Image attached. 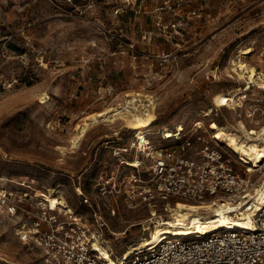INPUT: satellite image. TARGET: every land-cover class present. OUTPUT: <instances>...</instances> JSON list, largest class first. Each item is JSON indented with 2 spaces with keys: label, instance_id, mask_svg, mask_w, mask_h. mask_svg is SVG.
Wrapping results in <instances>:
<instances>
[{
  "label": "rangeland",
  "instance_id": "obj_1",
  "mask_svg": "<svg viewBox=\"0 0 264 264\" xmlns=\"http://www.w3.org/2000/svg\"><path fill=\"white\" fill-rule=\"evenodd\" d=\"M93 1L91 17L84 18L69 15L61 0H0V176L30 182L37 192L54 187L51 195L59 191L82 212L88 209L77 185L86 181L89 186V175L103 168L96 161L115 160L111 149L104 148L106 141L119 137V143L127 146L135 131L138 137V131L122 119L102 121L88 131L75 152L62 154L57 145L69 143L83 114L118 105L126 99L125 90L152 93L157 120L144 129L154 142L179 144L174 137L163 138L165 128L171 132L179 123L186 130L194 125L206 128L211 120L222 124L226 118L235 122V111L229 107L214 108L209 116L204 111L215 105L213 94L237 85L240 78L232 70L231 58L242 47L251 48L243 59L264 70V0ZM193 10L191 25L180 36L158 37L156 49L137 44L147 53L173 51L179 56L177 67H170V62L158 65L162 75L150 87L127 88L124 70L109 75L94 60L95 43H105L103 26L143 20L147 30L158 20L192 16ZM147 64L148 59L142 60L143 67ZM113 77L122 82L124 91L100 99ZM43 92L51 99L41 101ZM115 209L105 212L112 232L105 229L104 237L120 255L143 235L148 237L150 230L144 229L146 209L130 210L121 200ZM14 226V218L0 209V264H54L39 247L22 243Z\"/></svg>",
  "mask_w": 264,
  "mask_h": 264
},
{
  "label": "built area",
  "instance_id": "obj_2",
  "mask_svg": "<svg viewBox=\"0 0 264 264\" xmlns=\"http://www.w3.org/2000/svg\"><path fill=\"white\" fill-rule=\"evenodd\" d=\"M61 1L69 15L90 18L94 11L93 0ZM191 12L192 16L166 23L158 20L153 28L139 30L141 38L151 41L161 36H180L183 28L191 25L196 11ZM132 31L138 33L132 24L103 26L101 34L105 43H95L94 60L100 61L110 55L112 63L124 70L125 58L129 57V63L135 66L130 73L133 80L129 82L132 87L140 85L143 90L160 79L158 65L167 62L169 66L170 62V67H177L179 56L173 51L147 53L129 35ZM142 58L148 59V67H137ZM260 70L263 69L258 68ZM131 90H121V82L113 77L100 99L118 96L123 91L127 99V94L134 92ZM225 92H232L234 101L231 100L230 105H217L214 102L216 92L213 94L215 105L210 107L209 114L205 110L204 116H209L214 108L229 107L235 111L236 123L240 118L249 128L261 129L256 140L263 143L264 88L258 81L242 78L237 80L235 88ZM72 95L80 96L76 91ZM225 121L229 123L230 120L226 118ZM209 126L194 125L187 130L183 127L173 130L172 137L163 135L165 140L174 137L179 144L154 142L144 128V137H137L135 131L127 146L119 143V137L108 139L104 148L111 149L115 160L96 161V166L103 168L98 169L95 176L89 175L88 187L86 181H80L76 187L88 209L86 212L73 207L59 191L51 195L50 189L54 187L37 192L32 183L12 181L5 176H0L3 180L0 181V209L14 218L18 239L39 247L54 264H110L99 244L109 249L116 264H264V157L254 161L236 151L227 139L214 138V130ZM239 133V138L248 142L244 132L240 130ZM135 158L138 162L131 163ZM51 196H57V200H52ZM120 200L130 210L146 209L149 221L171 215L178 200L220 203L232 216L249 213L251 226L229 224L207 234H170L158 243L138 247L128 256V249L116 255L104 237L105 229L112 232L105 212L115 213ZM208 211L215 212L214 209Z\"/></svg>",
  "mask_w": 264,
  "mask_h": 264
},
{
  "label": "bare ground",
  "instance_id": "obj_3",
  "mask_svg": "<svg viewBox=\"0 0 264 264\" xmlns=\"http://www.w3.org/2000/svg\"><path fill=\"white\" fill-rule=\"evenodd\" d=\"M251 51L249 46L242 47L234 57L231 58L232 70L236 72L240 79H250L251 81H258L261 87L264 88V71H258L254 64L243 59V54ZM230 96V97H229ZM51 99L48 93H42L41 101ZM234 98L232 92L221 91L215 94L214 102L217 105H230V101ZM118 101V100H117ZM157 101L151 94L143 93L141 91H134L127 94V99L118 105H109L100 110L90 111L81 117V121L76 123L74 132L69 137L68 144H59L57 148L60 149L62 154L75 152L80 147L83 139L88 131L102 121L115 123L118 119L124 120L126 125L138 131V137H144L143 128L150 126L157 120L156 112ZM210 107L207 111L209 114ZM210 128L214 130V138H225L238 152L248 155L254 161H259L264 157V142L258 143L256 138L259 136L261 129L254 127L249 128L246 123L238 118V122H229L219 124L217 121L210 122ZM176 129H183V124L176 125ZM251 129V130H250ZM242 130L248 142L244 143L239 138V131ZM164 136L172 137L173 130L163 131ZM138 159L135 158L131 163L136 164ZM43 195V194H42ZM53 200V197H50ZM56 199V198H55ZM64 201V200H62ZM209 209H214V213H210ZM250 214L243 212L242 215L232 216L221 207L220 203L209 204L199 202H189L178 200L172 209L169 217H158L154 221L144 220V229H149V236H142L139 242L131 244L127 249L128 256L132 251L138 247L147 246L151 243H158L165 239L168 233H175L174 235H190L195 232L207 234L217 228L232 225H246L251 226ZM99 248L105 253V257L109 259L110 264H116L117 261L111 255L106 246ZM126 251V250H125ZM124 251V252H125ZM122 258V257H120Z\"/></svg>",
  "mask_w": 264,
  "mask_h": 264
},
{
  "label": "crops",
  "instance_id": "obj_4",
  "mask_svg": "<svg viewBox=\"0 0 264 264\" xmlns=\"http://www.w3.org/2000/svg\"><path fill=\"white\" fill-rule=\"evenodd\" d=\"M124 26L125 25H128V24H132L135 26V30L138 32V33H134L135 31H132V32H129V35L132 37V39L140 46L144 47V46H148L149 48H153V49H156V47H158V43H157V39L158 38H155L154 40H151V41H146L144 39H141V35L139 33V30H144L148 24H146L143 20H137V21H132L131 19L129 21H126V22H123L122 23ZM144 59L146 58H142L140 59V64L137 66V67H143L142 66V60L144 61ZM112 56L110 55H106L105 57H103V59H101L100 61L99 60H96L97 61V64H98V67L100 69H103L105 72H107L109 75H116L117 73L116 72H119L118 71V68L120 67L118 64L114 65L112 63ZM126 60V63L124 64V66L122 67H125L124 69V73L123 75H125V78L122 80L124 82V86H128V87H132L133 85L130 83L132 82V78H130V73H132V67H135V66H132L130 63H129V57H126L125 58ZM147 62V60L145 61ZM149 64V63H148ZM147 64V65H148ZM131 79V81H130ZM130 81V82H129ZM122 83V82H121Z\"/></svg>",
  "mask_w": 264,
  "mask_h": 264
}]
</instances>
